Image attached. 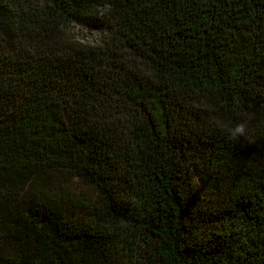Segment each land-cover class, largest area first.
Segmentation results:
<instances>
[{
    "label": "trees",
    "instance_id": "16d2710c",
    "mask_svg": "<svg viewBox=\"0 0 264 264\" xmlns=\"http://www.w3.org/2000/svg\"><path fill=\"white\" fill-rule=\"evenodd\" d=\"M183 149L221 230L199 226ZM121 246L264 264V0H0V264H110Z\"/></svg>",
    "mask_w": 264,
    "mask_h": 264
},
{
    "label": "rangeland",
    "instance_id": "374dc122",
    "mask_svg": "<svg viewBox=\"0 0 264 264\" xmlns=\"http://www.w3.org/2000/svg\"><path fill=\"white\" fill-rule=\"evenodd\" d=\"M73 38L80 42L95 43L100 41L102 38V33L99 31H89L87 29L81 28L78 25H72L70 30ZM181 158L184 161V166L188 174V179L193 190L194 203H196V209L199 211H205L207 213L213 214L210 219L204 222H198L199 226L203 227L207 232H212L213 230H221L224 225L228 223L220 218H216V215L220 216L217 209L219 208L216 204V195L215 187L206 181H204L199 173V166H203L202 158L197 151L191 149H183L179 151ZM200 216H202L201 212ZM205 218L204 216H202ZM225 219V218H224ZM215 225H219L220 229H215ZM128 250L121 248L117 253L112 257L110 264H140L138 261L131 259L128 254ZM194 256L197 255V252H194Z\"/></svg>",
    "mask_w": 264,
    "mask_h": 264
},
{
    "label": "clouds",
    "instance_id": "9594fccd",
    "mask_svg": "<svg viewBox=\"0 0 264 264\" xmlns=\"http://www.w3.org/2000/svg\"><path fill=\"white\" fill-rule=\"evenodd\" d=\"M250 119L251 118H249V120L237 122L233 127L227 129L228 135L232 140H237L240 137L246 136Z\"/></svg>",
    "mask_w": 264,
    "mask_h": 264
}]
</instances>
